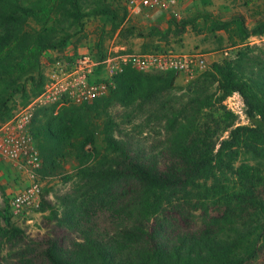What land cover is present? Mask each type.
I'll return each instance as SVG.
<instances>
[{
    "label": "trees",
    "instance_id": "16d2710c",
    "mask_svg": "<svg viewBox=\"0 0 264 264\" xmlns=\"http://www.w3.org/2000/svg\"><path fill=\"white\" fill-rule=\"evenodd\" d=\"M257 3L262 4L255 16L263 15L264 0H245L247 7ZM123 4L0 0V125L43 91L42 55L63 52L77 35L72 30H83L93 17H106L112 35L134 36L135 27H123L129 21ZM174 22L163 37L187 24ZM255 25L251 30L241 15L211 21L212 31L227 34L235 51L203 75L214 83L213 91H197L187 109L170 107L164 145L158 149H147L124 133L110 108L156 101L167 107L162 96L176 87L173 72L127 68L103 98L37 111L31 133L44 161L42 180L69 181L66 167L75 162L82 182L77 193L55 205L43 197L38 211L78 234L70 247L49 241L43 251L47 264L256 263L264 244V59L254 58L247 42L264 37V19ZM155 33L163 34L159 28ZM96 47L102 57V44ZM235 93L245 104L247 125H238V116L224 105ZM9 201L4 199L0 209V239L20 241L23 234L12 222ZM197 212L200 227H176L174 221ZM104 213L115 220L114 230L102 232L94 224ZM170 214L176 215L172 222Z\"/></svg>",
    "mask_w": 264,
    "mask_h": 264
},
{
    "label": "rangeland",
    "instance_id": "374dc122",
    "mask_svg": "<svg viewBox=\"0 0 264 264\" xmlns=\"http://www.w3.org/2000/svg\"><path fill=\"white\" fill-rule=\"evenodd\" d=\"M181 4H183L181 18L177 20L165 17L161 13L153 15L151 18L128 19L129 21L123 27H135L134 36L127 33L125 37H121L119 33L112 35V26L106 17H93L86 22L83 30H72L77 35L68 45L73 49L86 47L95 53H98L99 50L96 44L101 43L103 53L112 44H115L124 46L130 52H143V50L152 52L158 47L160 51L171 50L181 54L199 53L204 55L206 60L204 71L198 73L193 79H188L185 75L183 77L177 75L175 89L162 96L167 101V107L162 106L160 101H156L140 103L131 108L114 104L110 108L112 117L124 133L134 137L139 143H143L147 149H158L164 145L165 116L171 111L170 107H185L187 109L191 98L197 91H213L214 83L211 80V83L205 81L203 75L211 72L214 64L229 59L235 51V48L229 43L227 34L222 31H212L211 21L227 22L233 17L241 15L252 30L256 27L255 21L264 19V14L255 16L257 6L262 3L247 7L245 0H181ZM172 22H186L187 24L179 31L172 28L168 37H163L169 31ZM157 28L162 31V35L155 33ZM247 44L254 47V52L251 54L254 58L264 59V37H251ZM237 116V123L240 125L249 124L246 117L243 119L240 115ZM76 174L77 164L70 162L65 172V175L71 176L69 181L65 182L60 178L44 181L42 189L44 199L55 205L59 198L77 193L82 187V182L76 178ZM24 185L23 178L16 169L11 164L0 161V209L5 207L4 199H10L11 195L23 188ZM191 215L192 217L186 218L187 220L184 222L174 221L176 227L185 230L200 227L201 213H191ZM173 217L176 218V215L170 214L168 217L171 222ZM114 221L113 218H109L107 213H104L96 218L94 224L102 232H105L106 229H115L114 224L111 223ZM12 222L22 231L23 238L20 241L12 242L0 239V264H47L43 257V251L48 247L49 241L57 239L61 245L70 247L78 237V234L67 228L59 227L56 221L49 218L48 212L34 211L24 217H12ZM262 247L255 264H264V244Z\"/></svg>",
    "mask_w": 264,
    "mask_h": 264
},
{
    "label": "built area",
    "instance_id": "2783aa9c",
    "mask_svg": "<svg viewBox=\"0 0 264 264\" xmlns=\"http://www.w3.org/2000/svg\"><path fill=\"white\" fill-rule=\"evenodd\" d=\"M122 1L127 19L151 18L158 13L176 20L181 18V0ZM41 67L46 76L43 91L26 105L19 106L13 118L0 125V161L11 164L25 183L10 197L13 218L38 211L43 200L44 181L40 171L44 161L31 133V123L39 109L55 105L79 106L103 98L115 88L114 78L127 68L139 73L173 72L193 79L206 69V60L199 53L130 52L124 46L112 44L102 57L86 47L67 46L63 52L48 50L42 55ZM224 105L243 119L246 117L240 94L228 97Z\"/></svg>",
    "mask_w": 264,
    "mask_h": 264
},
{
    "label": "crops",
    "instance_id": "0c3cea01",
    "mask_svg": "<svg viewBox=\"0 0 264 264\" xmlns=\"http://www.w3.org/2000/svg\"><path fill=\"white\" fill-rule=\"evenodd\" d=\"M164 16V15H163ZM166 17V16H165ZM78 49H80V48H78ZM179 76H181V75H179ZM182 77H183V75H182ZM185 77V76H184Z\"/></svg>",
    "mask_w": 264,
    "mask_h": 264
}]
</instances>
